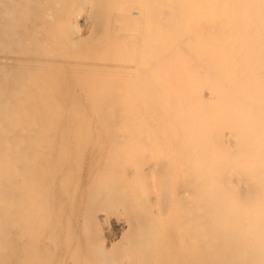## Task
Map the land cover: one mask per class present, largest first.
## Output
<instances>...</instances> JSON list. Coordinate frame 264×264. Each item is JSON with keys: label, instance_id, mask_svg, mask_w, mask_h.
I'll list each match as a JSON object with an SVG mask.
<instances>
[{"label": "bare ground", "instance_id": "bare-ground-1", "mask_svg": "<svg viewBox=\"0 0 264 264\" xmlns=\"http://www.w3.org/2000/svg\"><path fill=\"white\" fill-rule=\"evenodd\" d=\"M0 264H264V0H0Z\"/></svg>", "mask_w": 264, "mask_h": 264}, {"label": "rangeland", "instance_id": "rangeland-1", "mask_svg": "<svg viewBox=\"0 0 264 264\" xmlns=\"http://www.w3.org/2000/svg\"><path fill=\"white\" fill-rule=\"evenodd\" d=\"M42 19V20H41ZM40 19V21L42 22V24H40L39 20L38 19H30L28 22L24 23V24H19V26H24V27H30L32 24L36 25V28H38L40 25H42V31L44 30H47V31H52V28H51V21H53V18L50 17L49 15H45L43 16L42 18ZM40 33V34H39ZM37 33V38H40L41 37V32ZM45 59L46 58H49L48 56H45L44 57ZM62 101H65L64 99H61ZM66 112V111H65ZM63 117H67V113L63 115ZM97 140V142H100L102 141L100 139H97V138H91V142L88 144H94V142ZM95 140V141H94ZM87 145V146H88ZM91 146V145H90ZM89 146V147H90ZM86 157L83 158V160H85ZM85 174H86V165L84 164L83 162V165L81 166V168H79L78 170H73L72 171V177H75L76 175H78L80 177V186H79V190L81 189L83 191L84 189V184L86 182V177H85ZM77 176V178H78ZM73 181V180H72ZM61 200V218L63 220V222L65 223L64 224V227L63 229L59 230L57 229L55 232L52 233L51 229L47 231V234L50 235V236H53L54 237H60V239L63 238V234H64V228H66L68 225L72 226V228L69 229V240L64 242L63 240L60 242V244H57L56 245V248L51 252V257H50V260L51 261H54V257H59V256H64L66 257L67 255V259L68 258V255L74 251V250H77L78 253L82 256H85L86 253L84 251V241H85V234H84V231L79 228V224L77 222H80V215H81V212L84 208V204H85V199L82 198V197H79L78 195L75 197V202H74V212L72 214H69V205L72 201H67L66 198L63 196L62 198H60ZM110 222L112 223L113 225V228L110 226V222H108V227H110V229L112 230V232H114V240L118 243H124V241L122 242H119L120 241V237H121V230L119 231L118 230V227L117 225H115V222H113L115 220V218L119 217V218H123V216L121 215H117V214H111L110 216ZM116 226V227H115ZM115 227V228H114ZM116 230V232H115ZM116 234V236H115ZM120 247H122L123 245L120 244L119 245ZM87 257V256H86ZM88 258V257H87ZM66 258H64L65 262L68 261Z\"/></svg>", "mask_w": 264, "mask_h": 264}]
</instances>
